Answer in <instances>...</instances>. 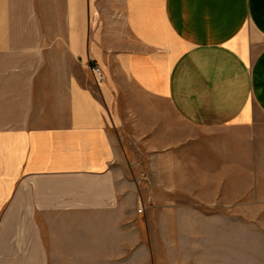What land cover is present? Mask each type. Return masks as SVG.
<instances>
[{
	"label": "crops",
	"instance_id": "crops-1",
	"mask_svg": "<svg viewBox=\"0 0 264 264\" xmlns=\"http://www.w3.org/2000/svg\"><path fill=\"white\" fill-rule=\"evenodd\" d=\"M263 127L264 0H0V264H143L158 174Z\"/></svg>",
	"mask_w": 264,
	"mask_h": 264
},
{
	"label": "rangeland",
	"instance_id": "rangeland-1",
	"mask_svg": "<svg viewBox=\"0 0 264 264\" xmlns=\"http://www.w3.org/2000/svg\"><path fill=\"white\" fill-rule=\"evenodd\" d=\"M214 135L237 139V174H158L172 210L144 212L150 226H143V264H264V127ZM246 149L254 151L249 162Z\"/></svg>",
	"mask_w": 264,
	"mask_h": 264
},
{
	"label": "built area",
	"instance_id": "built-area-1",
	"mask_svg": "<svg viewBox=\"0 0 264 264\" xmlns=\"http://www.w3.org/2000/svg\"><path fill=\"white\" fill-rule=\"evenodd\" d=\"M91 70L93 72V75L95 76L97 82H102L105 78L104 72L102 68L99 65L93 64L91 65ZM143 211V208L140 209V212Z\"/></svg>",
	"mask_w": 264,
	"mask_h": 264
}]
</instances>
